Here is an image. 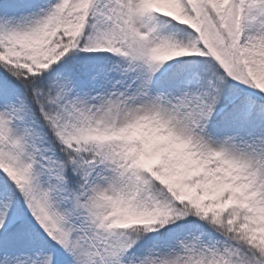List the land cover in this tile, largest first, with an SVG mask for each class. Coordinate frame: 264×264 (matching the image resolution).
Returning a JSON list of instances; mask_svg holds the SVG:
<instances>
[{
    "label": "snow or ice",
    "instance_id": "snow-or-ice-1",
    "mask_svg": "<svg viewBox=\"0 0 264 264\" xmlns=\"http://www.w3.org/2000/svg\"><path fill=\"white\" fill-rule=\"evenodd\" d=\"M0 264H264V0H0Z\"/></svg>",
    "mask_w": 264,
    "mask_h": 264
}]
</instances>
